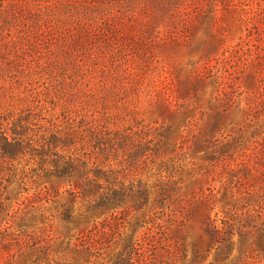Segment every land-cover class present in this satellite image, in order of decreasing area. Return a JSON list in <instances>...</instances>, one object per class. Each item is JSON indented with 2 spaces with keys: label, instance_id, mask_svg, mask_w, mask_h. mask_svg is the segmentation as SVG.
Wrapping results in <instances>:
<instances>
[{
  "label": "rangeland",
  "instance_id": "374dc122",
  "mask_svg": "<svg viewBox=\"0 0 264 264\" xmlns=\"http://www.w3.org/2000/svg\"><path fill=\"white\" fill-rule=\"evenodd\" d=\"M12 116L31 128L68 134L79 150L84 144L94 152L85 129L107 122L133 140L156 138L147 163L143 158L135 166L152 185L161 162L170 168L190 162L177 202L169 210L153 203L146 209L162 245L167 235L201 238L206 208L192 205L195 195L211 199L206 204L214 206L213 218L225 217L223 196L230 211L264 215V0H0V124L11 128ZM42 184L29 183V195L14 198L0 221L9 241L0 247V262L45 258L32 244L42 247L48 237H61L50 243L48 262H106L99 255L107 250L91 255L77 247L76 234L94 222L76 233L57 216L53 201L46 204L56 216L51 225L17 226L12 216L31 210L29 197ZM185 197L190 205L181 201ZM181 207L191 208L194 218L178 230ZM122 210L116 214L126 226L123 237L138 230L146 251L145 229L129 232L131 219ZM110 214L95 220L103 223ZM252 232L240 245V263L264 264L261 237ZM147 264L181 263L160 250Z\"/></svg>",
  "mask_w": 264,
  "mask_h": 264
},
{
  "label": "trees",
  "instance_id": "16d2710c",
  "mask_svg": "<svg viewBox=\"0 0 264 264\" xmlns=\"http://www.w3.org/2000/svg\"><path fill=\"white\" fill-rule=\"evenodd\" d=\"M11 118V128L6 129L4 124H0V221L9 216L10 203L14 198L29 195V183L37 185L42 182V189L36 190L33 197H29L31 210L18 216L19 209L12 216L20 221L17 226L25 229L43 223L51 225L56 216L50 213L46 204L53 201L57 203V216L67 227H73L76 233L90 219L94 222L93 229L86 233L79 231L75 237L77 247L85 249L91 255L107 250L99 256L105 255L108 260L98 264H147L149 259H156L160 250L167 252L171 260L181 264H241L243 253L240 245L245 243L248 235H252V231L260 235L258 246L264 253V215L258 214L256 210L230 211L224 208L228 206L224 196L221 201L225 214L223 219H218L217 215L212 217L214 206L206 204L211 201L208 197L195 195L193 199L197 201L191 202L187 197L181 200L189 205L192 203L195 207L203 205L206 208L201 217L203 234L196 242H188L180 235L168 236L163 230L164 226H161V234L167 235L165 240L169 242L162 245L160 240L156 241L158 233L153 231L154 224L148 226L151 222L147 221L149 216L146 209L153 203L169 210L171 205H168H174L178 200L173 201V197L183 192L184 181L181 176L184 167L191 164H178L180 168H170L167 161L161 162L158 183L152 185L149 180H145L135 166L143 158L146 159L144 164L147 163L148 153L152 151L151 146L156 138L133 140L134 136L127 134L126 130L107 122L103 128L92 126L85 129L88 138L86 144L94 148L93 152L85 148L84 144L80 150L75 149L74 146L77 145L68 134L50 133L42 130L43 127L31 128L24 123V119H15L14 116ZM160 137L165 138L163 135ZM182 143L188 141L183 140ZM208 191L211 198H216L213 190L209 188ZM129 202L134 206L124 209ZM19 203L18 206L24 205L25 200ZM120 209H123L122 213L127 219H131L128 223L129 232L134 227L145 229L143 237L149 242V249L143 251L145 244L138 237V230L131 236L128 233L126 238L123 237L127 230L116 214ZM106 213H111L110 219H105L103 223L95 220ZM178 213L181 218L178 230H183L193 220L194 213L189 207H181ZM134 221L137 222L133 223ZM60 238L48 237L46 245L40 247L39 242L32 244V247L40 248L38 251L45 258L53 256L50 243ZM8 242L0 232V247H7ZM172 246L175 251L171 250ZM54 252L56 255V251ZM147 252L151 254L146 256ZM45 258L39 257L18 264H63L58 260L48 262ZM65 264L73 263L69 261Z\"/></svg>",
  "mask_w": 264,
  "mask_h": 264
}]
</instances>
